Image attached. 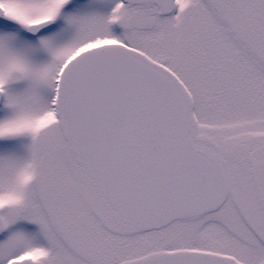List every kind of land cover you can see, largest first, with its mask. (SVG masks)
Returning <instances> with one entry per match:
<instances>
[{
  "label": "snow or ice",
  "instance_id": "obj_1",
  "mask_svg": "<svg viewBox=\"0 0 264 264\" xmlns=\"http://www.w3.org/2000/svg\"><path fill=\"white\" fill-rule=\"evenodd\" d=\"M0 264H264V0H0Z\"/></svg>",
  "mask_w": 264,
  "mask_h": 264
}]
</instances>
